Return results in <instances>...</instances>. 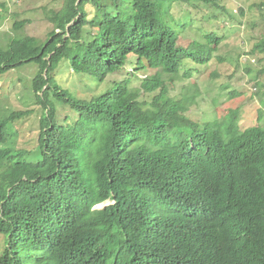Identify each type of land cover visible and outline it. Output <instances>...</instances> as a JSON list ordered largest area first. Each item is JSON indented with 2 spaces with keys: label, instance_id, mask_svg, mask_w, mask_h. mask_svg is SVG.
<instances>
[{
  "label": "trees",
  "instance_id": "trees-1",
  "mask_svg": "<svg viewBox=\"0 0 264 264\" xmlns=\"http://www.w3.org/2000/svg\"><path fill=\"white\" fill-rule=\"evenodd\" d=\"M163 2L167 13L195 10L179 28L192 37L188 47L161 22L160 0H62L45 11L52 30L43 43L15 34L0 45V76L37 66L30 90L41 110L34 151L8 140L31 110L0 116V264H264V128H241L238 109L198 124L168 94L182 66L190 62L186 76L200 71L219 43L184 27L224 8ZM5 12L0 3V21ZM129 57L135 71L144 61L154 75L114 82L89 100L56 82L62 62L99 84ZM57 104L74 115L58 122Z\"/></svg>",
  "mask_w": 264,
  "mask_h": 264
},
{
  "label": "rangeland",
  "instance_id": "rangeland-1",
  "mask_svg": "<svg viewBox=\"0 0 264 264\" xmlns=\"http://www.w3.org/2000/svg\"><path fill=\"white\" fill-rule=\"evenodd\" d=\"M109 3V0H106ZM160 0L161 22H168L180 36L178 45L188 47L191 38L180 32V26L188 19V13L195 10L186 5L168 6ZM5 4L6 12L0 21V45L5 46L10 37L30 36L38 43H43L52 30V25L45 17V11L58 10L62 0H0ZM224 8L222 12L206 9L191 19L190 25L199 26L202 32L212 33L219 39L213 58L196 73L186 70L190 62L182 66L177 79L170 83L168 94L185 107V115L198 124H207L224 117L230 110L238 109L241 128L261 126L264 128V50H255L254 46L264 39V0H218ZM88 17L92 8L86 4ZM93 14V12H92ZM214 15L216 19H208ZM25 20L22 31L12 29L15 21ZM176 20V22H174ZM199 21V22H198ZM176 23V25H175ZM189 24V23H188ZM182 34V35H181ZM129 64L119 72L108 75L102 83H95L86 75L72 73L68 62H62L55 72L56 82L71 91L77 98L89 100L104 93L112 83L123 81L131 76L138 80L154 75L155 70L147 67L134 70L135 58L129 57ZM37 66L28 64L0 76V116L14 111L31 110L26 118L13 123L10 127L9 143L15 149L34 151L37 147L38 120L41 110L34 104L30 90L31 80ZM131 88H138L139 81H130ZM142 95V94H141ZM153 95L143 94L142 99L151 101ZM74 113L67 107L57 104L56 117L62 122L66 116ZM105 202L96 209L101 208ZM0 239V252L3 245Z\"/></svg>",
  "mask_w": 264,
  "mask_h": 264
},
{
  "label": "clouds",
  "instance_id": "clouds-1",
  "mask_svg": "<svg viewBox=\"0 0 264 264\" xmlns=\"http://www.w3.org/2000/svg\"><path fill=\"white\" fill-rule=\"evenodd\" d=\"M106 202H110V201H106ZM104 203H105V202H104ZM102 204H103V203H102ZM102 204H99V205L95 206L94 209H96L97 207H99V206L102 205ZM110 204H111V202H110ZM107 205H109V204H105L104 206H102V207L99 208V209H102L103 207H105V206H107Z\"/></svg>",
  "mask_w": 264,
  "mask_h": 264
}]
</instances>
